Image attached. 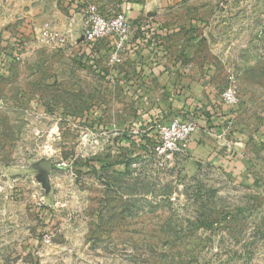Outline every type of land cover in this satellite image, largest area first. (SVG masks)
<instances>
[{
    "label": "rangeland",
    "instance_id": "rangeland-1",
    "mask_svg": "<svg viewBox=\"0 0 264 264\" xmlns=\"http://www.w3.org/2000/svg\"><path fill=\"white\" fill-rule=\"evenodd\" d=\"M76 1L135 21L130 0ZM136 1L149 33L170 30L149 36L150 62L199 81L191 111L170 109L180 83L167 99L131 84V98L91 70L106 69L98 52L83 62L66 40L47 45L45 28L66 37L49 19L59 0H0V264H264V0ZM230 84L237 123L218 140L201 121ZM43 158L47 194L32 167Z\"/></svg>",
    "mask_w": 264,
    "mask_h": 264
},
{
    "label": "crops",
    "instance_id": "crops-1",
    "mask_svg": "<svg viewBox=\"0 0 264 264\" xmlns=\"http://www.w3.org/2000/svg\"><path fill=\"white\" fill-rule=\"evenodd\" d=\"M68 1L69 0H59L58 10L56 9L49 16L50 22H53L54 27L62 31L65 34L66 38H68L66 41L71 45L68 49L69 51H79V54H84V57L82 58L83 62H85L86 58L91 57L90 55L92 52V54L94 55L96 54V52H98L97 58L99 55V57L105 61L104 68L106 69H103L102 71L97 65V67L92 66V71H101V75L103 78L110 80L114 84L118 83L120 86H123L124 93L131 98L142 94L138 90L135 91L134 88L132 89L131 84H133L134 86L137 84H144L147 88L149 85L150 92H152L153 86L158 83L160 86H158L156 89L160 92H163V94L165 93V99H167L171 91L175 92L173 90V86L177 83H180L179 87L182 90H178L177 94L181 92V95H184V98L182 100L180 99L181 96L177 95L178 100H175L172 103L170 109L174 110L176 108L182 111H187L190 110V108L192 109L194 106L193 104H196V102L201 105L199 101H201L200 98L202 97V91L199 90V88L196 86L197 84H199V81L194 78V80H192L189 75L177 76V71L182 74L179 65L181 63L180 61H175L165 67L158 68L155 67V63L150 62V59L152 58L150 57V49L148 48L149 44L148 42L144 44L142 42L143 38L145 36H148L149 38L150 35L154 34L156 35L155 37L157 39H163L165 34L170 33V30H167L165 27L160 26L159 28L155 29V33H149L150 31H153V29L149 24H146V21H143L144 19H142V17L148 18L149 15H152L148 10L147 2L139 3L136 0H130L127 4V10L129 14L128 17L135 20L132 25L131 41L128 43L126 49L123 52L124 57L122 64H120V66H112L109 64L108 56L110 51L113 49V41H111L110 39H105L97 43L94 48L88 47L82 40V16L79 12L80 7H78L77 5L82 4V1ZM104 1L105 0H103L102 4H104ZM189 1L190 0H163V2L166 4L164 5L171 8L173 7V5H175V2H178V6H185L186 3H189ZM109 4L110 5L108 6L104 4V13L110 14L116 11L115 9L116 7H118V5H116L114 2L110 3V1ZM164 5L162 4L161 7H163ZM27 25L28 23L25 22L21 25V27L18 28V36L27 35L28 33L33 31L30 27H25ZM185 32H187V27L185 28ZM189 36L192 35L190 34ZM190 44L191 45L188 46L186 52H189L188 50L190 49V47L195 48L197 46L195 42H192ZM125 60H127L126 64ZM147 92L148 90H146V93ZM117 95L119 94L116 92L113 96L116 98ZM211 103L212 104L207 107L208 114H206L204 118L205 121H201V119H198V121L205 122L207 129L204 128L203 131L209 132L211 136L219 140L222 136L225 135L226 132H228V130L232 128L235 122L237 123V121H235V115L237 113H232V111L230 112V110H226V107L217 100L216 94L213 95ZM165 104L167 105V101L165 102ZM195 113L197 112L195 111ZM236 135L237 136H234L235 143L244 142L241 134ZM261 140H264L263 135L261 137ZM204 142L207 143V141ZM216 144H218V142H216ZM216 144L214 146L218 148ZM212 154V157L215 160L216 164H224L223 155H219L218 153Z\"/></svg>",
    "mask_w": 264,
    "mask_h": 264
},
{
    "label": "built area",
    "instance_id": "built-area-1",
    "mask_svg": "<svg viewBox=\"0 0 264 264\" xmlns=\"http://www.w3.org/2000/svg\"><path fill=\"white\" fill-rule=\"evenodd\" d=\"M79 12L82 16V40L90 48H94L102 40L110 39L114 46L108 56L109 64L118 66L123 62V52L131 41L132 28L129 26L123 13L106 14L93 3L79 5ZM63 35L45 28L42 31V39L51 47L59 48L67 40ZM149 40L145 36L142 42L145 44ZM93 53V52H92ZM91 53V54H92ZM90 58H93L90 55ZM223 105L234 106L238 103L237 90L230 84L221 94ZM190 124H172V130L180 137H185L192 130Z\"/></svg>",
    "mask_w": 264,
    "mask_h": 264
},
{
    "label": "water",
    "instance_id": "water-1",
    "mask_svg": "<svg viewBox=\"0 0 264 264\" xmlns=\"http://www.w3.org/2000/svg\"><path fill=\"white\" fill-rule=\"evenodd\" d=\"M32 167L38 171L36 175L37 181L47 194L50 191L49 174L51 170V161L46 158L39 159L32 164Z\"/></svg>",
    "mask_w": 264,
    "mask_h": 264
}]
</instances>
